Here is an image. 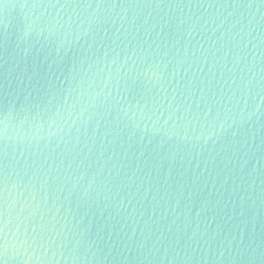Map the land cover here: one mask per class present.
Masks as SVG:
<instances>
[{"label":"water","instance_id":"obj_1","mask_svg":"<svg viewBox=\"0 0 264 264\" xmlns=\"http://www.w3.org/2000/svg\"><path fill=\"white\" fill-rule=\"evenodd\" d=\"M95 11L13 0L0 12V101L20 97L8 113L10 151L21 164L38 159L50 185L37 184L35 200L31 188L11 191L19 203L8 264H264V0L101 9L108 22L89 35ZM57 20L58 35L68 22L72 32L49 43L48 21ZM104 28L120 47H101ZM29 48L53 71V61L87 52L58 116L59 96L21 111ZM48 66L31 80L33 96L49 87ZM105 100L119 103L101 118ZM25 202L36 215L21 223ZM41 216L42 240L33 233Z\"/></svg>","mask_w":264,"mask_h":264},{"label":"snow or ice","instance_id":"obj_2","mask_svg":"<svg viewBox=\"0 0 264 264\" xmlns=\"http://www.w3.org/2000/svg\"><path fill=\"white\" fill-rule=\"evenodd\" d=\"M13 0H0V12H2L9 3H12ZM20 8H44V9H84V10H92L96 11L92 13L87 20V24L89 25L88 34L91 35L93 32H96L100 29L101 26L107 24V19L100 15V10H116L123 9L125 11L131 10L134 8L140 7L141 3H147V0H32L29 3V0H23V2H19V0H15ZM146 23V22H145ZM59 26V27H57ZM64 25H60L59 21H48L47 30L50 34L49 43L52 42L51 37L56 36L57 40L63 39L64 42H67V36L72 32V24L71 22L67 23V32L59 33V29L63 28ZM132 27H135V18L133 20ZM32 28L29 26L28 31L31 32ZM104 42L101 44V47L107 45L108 49L111 51L113 48L120 47L119 37L117 36L116 40H110L108 37V29L104 28ZM119 31V30H117ZM41 35L44 34V30L41 29ZM0 46H3V41L0 40ZM71 50V49H70ZM108 52H105L104 57L107 59ZM118 55V54H117ZM87 52L85 50H79L77 54H74L72 57H68L65 55L60 58L58 61H53L55 65V70L48 66L47 61L48 58L45 57L44 61L41 62L39 54H33L31 48L25 53V64H27V71L25 72V79L29 80L28 87L25 86L24 79L19 80V93L24 97V103L21 105V111H29L32 107H40L44 104V101L51 97L52 99H56V97H63V104L61 109H58L56 115L60 114L61 110L67 109L69 105V101L72 97V92L74 89L70 86L75 82L78 76V65L82 63L81 57H86ZM100 63L99 59L96 61ZM115 63V60L113 61ZM48 66V72L52 77L50 80L49 87L46 90H43V98L39 96H33L32 91H30L31 80L35 79V77L39 76L43 71V67ZM60 73V76L64 77L63 82L61 83L59 77L56 76V73ZM67 73V75H65ZM67 85V87H65ZM107 87V85H105ZM127 90V89H126ZM99 95V94H97ZM20 97L16 96L14 101L8 100L7 97L4 98L5 101H0V264H8L10 256V241L8 238L9 226L13 222V211L15 203H19V201L10 202L11 191L24 187L27 191L29 188L32 190V199L35 200V195L37 192L36 185L39 184L40 189L48 187L50 190L49 179L47 176H44V165L40 164L38 159H33L29 162V160H24L23 163L17 159H15L10 151V143H9V118L8 113L14 109L15 100H18ZM118 101L109 104L107 100L101 105L104 109V112L101 113V118L104 115L111 116L113 109L118 105ZM51 105H46L44 107V111L46 112ZM211 114V109L208 110V115ZM254 115V113H252ZM52 123H55L53 120ZM221 130L224 128V124H220ZM99 130V125H97V133ZM115 130L107 129L105 132V136L113 135ZM97 133H94L96 135ZM34 141H29V143H33ZM79 142V141H77ZM87 146V144L85 145ZM77 154V158H78ZM92 155L91 150L88 155L84 157L85 160L89 159ZM67 158L65 153H61L60 159L61 163L64 162V159ZM51 159V156H49ZM46 162V161H45ZM55 162V161H53ZM99 163V161H97ZM39 165V166H38ZM71 167V165H69ZM44 176L43 179H39ZM58 179V178H57ZM25 180L27 183H25ZM27 213V215H25ZM36 215V209L33 208L32 211H29V206L27 202H25L24 206L19 209V212L15 216L17 221L24 223L25 221H31ZM39 228L40 236L39 238L42 240L43 235L47 233L48 224L44 222V216L40 217V223L33 228V233L36 232V228ZM27 243V240H25ZM81 246V241H77L74 246L71 248V252L69 255V259L73 261H77L80 259L78 255L79 248ZM13 256L11 259H15ZM37 259H40L39 257Z\"/></svg>","mask_w":264,"mask_h":264}]
</instances>
